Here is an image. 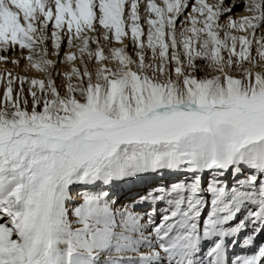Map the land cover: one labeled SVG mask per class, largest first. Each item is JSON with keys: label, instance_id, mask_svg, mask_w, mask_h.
<instances>
[{"label": "snow or ice", "instance_id": "obj_1", "mask_svg": "<svg viewBox=\"0 0 264 264\" xmlns=\"http://www.w3.org/2000/svg\"><path fill=\"white\" fill-rule=\"evenodd\" d=\"M0 64V264H264V0H0Z\"/></svg>", "mask_w": 264, "mask_h": 264}, {"label": "bare ground", "instance_id": "obj_2", "mask_svg": "<svg viewBox=\"0 0 264 264\" xmlns=\"http://www.w3.org/2000/svg\"><path fill=\"white\" fill-rule=\"evenodd\" d=\"M115 46H118V45H115ZM16 54H18V53H16ZM0 66L2 67V66H7V65L0 64ZM152 182L153 181H151V180L138 181L135 185L125 184V185L115 189L114 190L115 196L119 197L118 205L127 202L132 196L135 195L136 191L143 189L146 184H150ZM69 206L71 207V205H69ZM246 254H251V253H246Z\"/></svg>", "mask_w": 264, "mask_h": 264}, {"label": "rangeland", "instance_id": "obj_3", "mask_svg": "<svg viewBox=\"0 0 264 264\" xmlns=\"http://www.w3.org/2000/svg\"><path fill=\"white\" fill-rule=\"evenodd\" d=\"M241 9H237V13L241 12ZM66 47V46H65ZM94 47V45H93ZM129 52H131V49H129ZM5 65V64H3ZM7 66H0V70L4 69L5 67L9 70H12L13 72L18 71V69L14 68V66L12 64H6ZM11 66V67H10ZM0 91H2V87H0ZM76 195L75 193H73V196Z\"/></svg>", "mask_w": 264, "mask_h": 264}]
</instances>
